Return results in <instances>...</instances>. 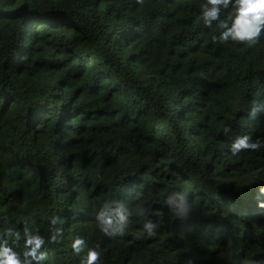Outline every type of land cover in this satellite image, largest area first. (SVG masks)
<instances>
[{
  "label": "trees",
  "instance_id": "obj_1",
  "mask_svg": "<svg viewBox=\"0 0 264 264\" xmlns=\"http://www.w3.org/2000/svg\"><path fill=\"white\" fill-rule=\"evenodd\" d=\"M235 12L0 0V262L264 264V26L225 40Z\"/></svg>",
  "mask_w": 264,
  "mask_h": 264
},
{
  "label": "clouds",
  "instance_id": "obj_2",
  "mask_svg": "<svg viewBox=\"0 0 264 264\" xmlns=\"http://www.w3.org/2000/svg\"><path fill=\"white\" fill-rule=\"evenodd\" d=\"M209 2L213 5L223 4L224 7H227L232 0H209ZM235 4L236 12L232 26L229 28L227 24L222 23V26L227 28V31L222 34V38L227 40L231 36L234 40L243 41L245 38L259 36L261 26H264V0H235ZM218 16V8L206 13V24L210 25L212 20L218 19ZM0 264H19V262L12 255Z\"/></svg>",
  "mask_w": 264,
  "mask_h": 264
},
{
  "label": "snow or ice",
  "instance_id": "obj_3",
  "mask_svg": "<svg viewBox=\"0 0 264 264\" xmlns=\"http://www.w3.org/2000/svg\"><path fill=\"white\" fill-rule=\"evenodd\" d=\"M94 258V257H93Z\"/></svg>",
  "mask_w": 264,
  "mask_h": 264
}]
</instances>
